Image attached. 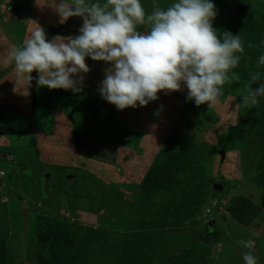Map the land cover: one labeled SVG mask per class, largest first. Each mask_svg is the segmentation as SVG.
Instances as JSON below:
<instances>
[{
	"label": "rangeland",
	"instance_id": "1",
	"mask_svg": "<svg viewBox=\"0 0 264 264\" xmlns=\"http://www.w3.org/2000/svg\"><path fill=\"white\" fill-rule=\"evenodd\" d=\"M11 1L0 0V264H243L239 239L264 264V97L234 108L264 72V0H214L213 26L239 34L244 52L240 81L213 107L172 92L124 110L97 91L104 62L86 59L78 94L17 80L13 46L38 26L73 33L48 31L61 23L56 0L21 15Z\"/></svg>",
	"mask_w": 264,
	"mask_h": 264
},
{
	"label": "clouds",
	"instance_id": "2",
	"mask_svg": "<svg viewBox=\"0 0 264 264\" xmlns=\"http://www.w3.org/2000/svg\"><path fill=\"white\" fill-rule=\"evenodd\" d=\"M54 8L61 23L79 18L76 32L66 39L50 38L43 27L35 28L8 52L17 80L35 79L40 87L78 94L91 71L86 59L104 62L97 91L117 110L144 107L159 100L158 93L172 92H186L185 102L211 108L226 84L240 81L234 70L243 41L239 34L219 35L213 26L218 15L214 0H170L164 5L153 0L150 11L143 0H56ZM257 68H264V54ZM261 97L264 72L256 71L234 108H250ZM162 111L161 105L155 114ZM236 244L248 250L242 252L243 264H259L253 239Z\"/></svg>",
	"mask_w": 264,
	"mask_h": 264
},
{
	"label": "water",
	"instance_id": "3",
	"mask_svg": "<svg viewBox=\"0 0 264 264\" xmlns=\"http://www.w3.org/2000/svg\"><path fill=\"white\" fill-rule=\"evenodd\" d=\"M242 9H243L242 4L236 5L235 12L236 13H242ZM79 24H80L79 18L73 17V18H70L66 22L60 23V24L55 25V26L48 27V31L52 32L54 34H57V35L66 36V35H69L71 33H75ZM31 75L34 78L37 77L36 72H33ZM34 82H35V79H33V81H31L30 83L33 84ZM212 188L214 191L222 190L223 186L218 184V183H213ZM208 225H209V227H211L210 221L208 222Z\"/></svg>",
	"mask_w": 264,
	"mask_h": 264
},
{
	"label": "crops",
	"instance_id": "4",
	"mask_svg": "<svg viewBox=\"0 0 264 264\" xmlns=\"http://www.w3.org/2000/svg\"><path fill=\"white\" fill-rule=\"evenodd\" d=\"M6 2H8L9 0H5ZM14 2H15V0H13V2L11 1V3L12 4H10L9 6H12L13 4H14ZM21 2L23 3V9L21 8V6H16V7H14L15 9H13L12 11L13 12H16V10L18 11V14H19V11H21V13L23 12H27V7H28V5H29V3H30V0H29V2L28 1H26V0H21ZM4 8H5V3L4 2H2L1 4H0V11L2 12L3 10H4ZM12 9V8H11ZM30 14V13H29ZM19 15H21V14H19ZM21 19H20V23H19V25H21V27L24 29L25 28V23H22V21L25 19V17H20ZM9 20H12V19H9ZM4 25H6V23H3ZM4 25H2V28L4 29ZM22 30V29H21ZM5 39H8V37H3V40H5Z\"/></svg>",
	"mask_w": 264,
	"mask_h": 264
},
{
	"label": "trees",
	"instance_id": "5",
	"mask_svg": "<svg viewBox=\"0 0 264 264\" xmlns=\"http://www.w3.org/2000/svg\"><path fill=\"white\" fill-rule=\"evenodd\" d=\"M133 139H135V138H132L131 140H133ZM207 227L210 229L211 227H209V225L207 224Z\"/></svg>",
	"mask_w": 264,
	"mask_h": 264
},
{
	"label": "bare ground",
	"instance_id": "6",
	"mask_svg": "<svg viewBox=\"0 0 264 264\" xmlns=\"http://www.w3.org/2000/svg\"><path fill=\"white\" fill-rule=\"evenodd\" d=\"M146 8V7H145Z\"/></svg>",
	"mask_w": 264,
	"mask_h": 264
}]
</instances>
